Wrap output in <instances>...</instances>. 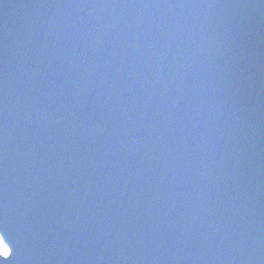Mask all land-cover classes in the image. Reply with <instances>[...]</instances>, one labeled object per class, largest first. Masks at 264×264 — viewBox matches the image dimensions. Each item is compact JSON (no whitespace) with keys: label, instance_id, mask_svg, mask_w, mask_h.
I'll return each mask as SVG.
<instances>
[{"label":"water","instance_id":"95a60500","mask_svg":"<svg viewBox=\"0 0 264 264\" xmlns=\"http://www.w3.org/2000/svg\"><path fill=\"white\" fill-rule=\"evenodd\" d=\"M0 237L264 264V0H0Z\"/></svg>","mask_w":264,"mask_h":264},{"label":"snow or ice","instance_id":"6c2138e0","mask_svg":"<svg viewBox=\"0 0 264 264\" xmlns=\"http://www.w3.org/2000/svg\"><path fill=\"white\" fill-rule=\"evenodd\" d=\"M0 248H6V245L4 243L3 239H0ZM2 259H0V264H7L9 258L11 257L12 253L9 251H4L2 254Z\"/></svg>","mask_w":264,"mask_h":264},{"label":"rangeland","instance_id":"374dc122","mask_svg":"<svg viewBox=\"0 0 264 264\" xmlns=\"http://www.w3.org/2000/svg\"><path fill=\"white\" fill-rule=\"evenodd\" d=\"M4 251H7L6 248H0V254H2Z\"/></svg>","mask_w":264,"mask_h":264}]
</instances>
